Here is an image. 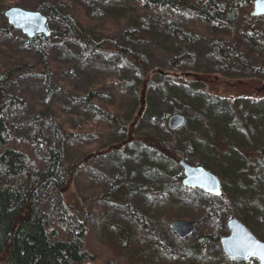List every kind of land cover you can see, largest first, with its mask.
Segmentation results:
<instances>
[{
  "label": "rangeland",
  "instance_id": "rangeland-1",
  "mask_svg": "<svg viewBox=\"0 0 264 264\" xmlns=\"http://www.w3.org/2000/svg\"><path fill=\"white\" fill-rule=\"evenodd\" d=\"M74 6L81 8L87 20H104L107 25L106 31H92L84 23L79 24L83 34L91 37L97 47H88L67 36L63 17H73ZM11 7L42 12L48 17L52 33L56 31L62 35L48 41L41 36L29 39L9 24L5 12ZM226 26L216 24L204 31L198 30L200 35L191 42L183 36L176 38L171 26L137 11L133 0H0V74L21 68L20 77L6 89L12 97L5 114L12 136L26 138L41 127L43 140L53 145L57 132H61L63 140L69 131L81 132V119L100 111L98 105L113 101L114 104L119 102L118 107L124 106L121 124L129 123L127 134L118 128L101 129L105 134L101 143L86 130L88 145L83 152L71 153L65 159L66 172L75 165L78 170L70 175L64 189H52L35 202L36 211L42 209L63 218L73 229H78L82 219L88 223L89 243L98 246L101 253L94 264H258L256 260L228 261L221 246V239L230 235L228 222L232 218L240 220L264 241V204H261L264 203V175L256 173L260 160L255 153H252L253 160L240 156L239 165L223 166L229 170L221 181L223 193H229L228 201L222 199L223 194L215 197L203 190L185 187L177 176L180 172L184 178L182 168L166 177L155 174L152 160L149 158L143 166L142 157L136 154L137 146L131 142L143 141L147 135H166L165 116L189 108L187 102L176 99L172 91H168L164 73L174 58L186 52L200 57V61L191 67L182 65V69L211 71L187 73L189 79L199 80L201 87H206L210 94L227 100L260 97L261 92L264 95L263 74L213 72L215 68L207 59L209 40L215 37L216 40H229L231 30ZM248 51V58L256 59L255 50L249 48ZM130 53L144 57L149 67L160 70V76L148 85L137 62L128 55ZM148 102L151 108L153 106L149 118L142 115ZM135 105L138 111L133 113ZM88 126V130L95 131L96 127ZM234 130L241 136L238 138L249 139L248 143L240 144V148L254 149V152L264 148L260 134L253 129L247 133L237 124ZM252 132L254 136L249 134ZM229 137L233 142L240 140L232 135ZM89 139L93 141L89 143ZM137 162H141L139 166ZM214 168V174L222 178V170ZM252 169L255 170L254 178L251 177ZM248 175L251 182L243 188L245 191L237 192L241 180L249 178ZM143 179L157 187L155 196L140 188ZM230 193H235L237 198ZM169 194L168 205L176 203L180 216L199 215L195 219L197 230L188 237V242L171 235L170 226L161 214L155 216L156 206L163 204L164 195ZM123 195L121 203H117L116 199ZM250 198L252 201L248 200ZM211 206L216 212L214 215ZM133 215L138 217L136 226L131 224ZM182 217L180 219L192 220ZM115 223L125 236L117 241V246L113 244L115 249L121 248L118 251L111 250L108 245L112 242L110 235ZM203 236H207L204 248L199 240Z\"/></svg>",
  "mask_w": 264,
  "mask_h": 264
},
{
  "label": "trees",
  "instance_id": "trees-1",
  "mask_svg": "<svg viewBox=\"0 0 264 264\" xmlns=\"http://www.w3.org/2000/svg\"><path fill=\"white\" fill-rule=\"evenodd\" d=\"M254 1L133 0V3L140 13L171 26L176 38L183 36L191 42L200 35L198 30L204 31L212 25L226 24V27L231 30L229 40H216L217 37L209 40L207 59L215 68L213 72L226 75L228 71H236L264 76V17L253 16ZM73 9L75 10L73 17L68 15L63 17L68 29L67 36L88 47H97L98 45L92 41L91 37L83 34L79 24L84 23L83 25L92 31L99 29L106 31L107 25L103 23L104 20L89 21L80 7L74 6ZM61 35V32L54 31L50 38ZM42 38L46 41L50 40V38ZM249 48L255 50L256 59L248 58ZM119 51L123 52L121 48ZM128 55L135 59L143 79L146 78L149 82L148 85L155 77L160 76V70L149 67L144 57L131 53ZM174 59L164 73L167 75L168 91L171 90L176 99L188 103V109H179L174 112L184 114L186 123L177 131H170L167 127L168 117L165 116L166 135H147L143 141H131L137 146L136 154L142 157L143 166L150 158L153 172L166 177L181 168L179 161L184 160L189 164L203 166L213 174L216 173L214 167L220 168L223 174L222 178H219L223 181V177L226 176L224 174L229 172L223 166L229 167L232 163L239 165L240 156L244 159L251 157L250 159L253 160L255 156L252 153H255L260 160V164L256 166L258 168L256 173L263 176L264 148H260L257 152L250 148H240V144L248 143L249 139L245 136L243 140L238 138L241 136L234 130L237 124L247 133L253 129L254 133L260 134L264 143V95L262 92L260 97H245L242 100L216 97L210 94L206 87H201L202 83L199 80H191L187 74L188 71L210 73L209 69L192 70L181 67L200 61V57L186 52L182 57ZM20 69L15 68L0 74V264H83L90 260L96 261L100 257V249L89 243L90 230L84 219L79 221L78 229H73L64 222L63 218L46 213L42 209L36 211L35 202L52 189H64L70 175L78 170V166L75 165L66 172L64 164L67 155L82 153L88 145L86 130L96 136L101 143L105 139L101 129L106 131L109 127L118 128L123 129V133L127 134L129 123L121 124L123 117L121 111L124 106L122 104L118 107L119 102L114 104L113 101L104 103L102 106L97 104L100 111L93 116L81 119V132L69 131L65 140L61 139V132H57V141L53 145L43 140L41 127H37L26 138L14 137L8 130L5 117L12 103V97L6 89L20 77ZM151 105V102H148L144 107L143 117H150L153 112ZM135 107L133 113L138 111V107L136 105ZM232 113H235L233 114L235 122L232 121ZM88 124L96 127L94 132L88 130ZM249 134L254 136L253 132ZM230 135L234 139H240L241 142H233ZM92 141L88 140L89 143ZM117 144L121 146L122 142ZM125 145L122 148L125 149ZM140 163L137 162V166ZM252 171L251 177L254 178L255 170L252 169ZM177 176L182 183L183 174L179 172ZM250 182V177L242 179L236 191H245L243 188ZM140 188L150 196H155L158 192L157 187L148 183L146 179H143ZM228 195V192H224L222 199L229 201ZM230 195L234 199L237 198L235 193ZM123 198L124 195L116 199V202L121 203ZM170 199V194L164 195L165 202L157 205L158 211L155 212V216L156 214L163 216L168 226L173 219L182 217L176 203L174 206L168 205ZM248 200L250 201L251 198ZM211 210L214 215L216 212L212 206ZM198 216L182 218L195 220ZM137 219L138 217L133 215L132 226H136ZM202 225L209 227L207 223ZM122 232L118 224L113 225L112 235H110L112 242L108 243L111 250L121 249H115L113 244L117 246V241L125 237ZM170 232L177 240H181L171 229ZM206 239L207 236L199 238L203 248ZM181 241L188 242L189 238ZM203 251L207 253L206 250Z\"/></svg>",
  "mask_w": 264,
  "mask_h": 264
},
{
  "label": "water",
  "instance_id": "water-1",
  "mask_svg": "<svg viewBox=\"0 0 264 264\" xmlns=\"http://www.w3.org/2000/svg\"><path fill=\"white\" fill-rule=\"evenodd\" d=\"M253 16L256 18L264 17V0H255L253 3ZM9 24L17 30H21L29 39L37 36L50 38L53 33L48 27V17L40 11L26 10L21 7H11L5 12ZM186 123V117L181 113H174L168 117L167 126L170 131H177ZM179 164L183 169V185L187 188L200 189L204 192L220 197L223 194L222 185L216 175L203 166H192L184 160ZM170 228L180 239H185L197 229V223L191 220L174 219L170 223ZM230 235L221 239V246L224 254L230 260L251 261L256 260L261 264L260 259L250 255L246 247L252 242L264 244V241L257 238L245 224L237 218H232L228 222ZM83 264H94L88 261Z\"/></svg>",
  "mask_w": 264,
  "mask_h": 264
},
{
  "label": "snow or ice",
  "instance_id": "snow-or-ice-1",
  "mask_svg": "<svg viewBox=\"0 0 264 264\" xmlns=\"http://www.w3.org/2000/svg\"><path fill=\"white\" fill-rule=\"evenodd\" d=\"M252 256H256L260 259L261 264H264V244H260L259 242H252L249 244L246 249Z\"/></svg>",
  "mask_w": 264,
  "mask_h": 264
},
{
  "label": "flooded vegetation",
  "instance_id": "flooded-vegetation-1",
  "mask_svg": "<svg viewBox=\"0 0 264 264\" xmlns=\"http://www.w3.org/2000/svg\"><path fill=\"white\" fill-rule=\"evenodd\" d=\"M226 256V255H225ZM227 257V256H226ZM228 258V257H227ZM229 259V258H228ZM230 260V259H229ZM231 261V260H230Z\"/></svg>",
  "mask_w": 264,
  "mask_h": 264
}]
</instances>
